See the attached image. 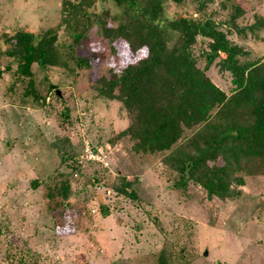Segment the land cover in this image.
<instances>
[{"label":"rangeland","instance_id":"1","mask_svg":"<svg viewBox=\"0 0 264 264\" xmlns=\"http://www.w3.org/2000/svg\"><path fill=\"white\" fill-rule=\"evenodd\" d=\"M64 1L0 0V264H264L258 160L245 164L244 185L222 201L164 165L163 154L137 150L121 135L130 115L92 84L146 57L147 49L134 54L125 39H115L120 9L113 0H94L72 31L61 22ZM164 2L165 21L212 19L242 48L239 62L264 61V29L255 25L264 19V0ZM50 30L57 56L43 70L32 65L34 97L9 39ZM74 32L85 39L75 43ZM208 43L198 38L192 49L200 69ZM82 57L89 67L76 66ZM218 61L206 75L229 96L236 86ZM86 141L110 153L108 170L78 163ZM94 174L109 196L95 195ZM121 178L132 183L134 197L122 192Z\"/></svg>","mask_w":264,"mask_h":264},{"label":"trees","instance_id":"2","mask_svg":"<svg viewBox=\"0 0 264 264\" xmlns=\"http://www.w3.org/2000/svg\"><path fill=\"white\" fill-rule=\"evenodd\" d=\"M113 1L120 9L113 16L118 24L115 39H125L134 54L147 49L146 57L133 59L120 73L102 75L92 84L101 97L121 103L130 115L121 135L135 142L139 151L163 154L164 165L222 201L235 197V187L244 185L241 172L247 162L258 160L262 167L257 175L264 176V61L239 62L242 48L212 19L189 16L165 21L164 0ZM93 2L65 0L61 22L72 31ZM235 11L241 15L238 7ZM255 25L264 29V19L257 18ZM73 37L75 43L85 39L79 32ZM198 38L209 41L203 69L192 52ZM55 39L52 30L41 36L19 32L9 39L17 73L28 77V93L34 97L38 94L32 65L43 70L54 64ZM220 54L225 58L220 59ZM216 59L236 86L229 96L206 75ZM76 66L87 68L89 62L82 57ZM92 179L93 185L104 182L96 174ZM121 184L122 192L134 197L132 183L121 178Z\"/></svg>","mask_w":264,"mask_h":264},{"label":"built area","instance_id":"3","mask_svg":"<svg viewBox=\"0 0 264 264\" xmlns=\"http://www.w3.org/2000/svg\"><path fill=\"white\" fill-rule=\"evenodd\" d=\"M110 153L101 148L92 145L90 142H83L81 146V152L78 158V163L81 165L87 164V165H95L100 167L101 169L108 170L110 167ZM75 176H78V174H74ZM104 182H100L94 187V191L97 195L103 194L106 196H109L112 191L109 187H107ZM103 189V190H102ZM103 191V193H101ZM101 193V194H100ZM94 212V211H92Z\"/></svg>","mask_w":264,"mask_h":264},{"label":"water","instance_id":"4","mask_svg":"<svg viewBox=\"0 0 264 264\" xmlns=\"http://www.w3.org/2000/svg\"><path fill=\"white\" fill-rule=\"evenodd\" d=\"M57 94L60 96L59 92L57 91Z\"/></svg>","mask_w":264,"mask_h":264}]
</instances>
